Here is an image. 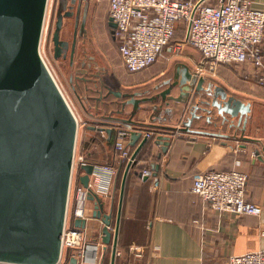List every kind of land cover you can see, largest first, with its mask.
I'll list each match as a JSON object with an SVG mask.
<instances>
[{
    "label": "crops",
    "instance_id": "1",
    "mask_svg": "<svg viewBox=\"0 0 264 264\" xmlns=\"http://www.w3.org/2000/svg\"><path fill=\"white\" fill-rule=\"evenodd\" d=\"M208 1L218 2L219 0ZM250 1L253 7L264 10V0ZM109 18L108 14L107 21ZM110 29V34L114 37L111 26ZM261 49L264 55V40ZM171 55V52L165 51L150 67L136 72L128 70L124 65H120L122 69H119V66L115 64L118 71L112 70L108 75L111 82L104 81V84L123 93L142 92L140 95L142 97L168 88L166 81L173 77L178 63H183L180 80L188 67L197 69L203 64V54L190 44L178 48L172 58ZM85 67L81 64L82 69H86ZM80 73L79 81L84 85L81 95L84 99L90 98L88 102L91 111L85 128L78 132L76 153L83 154L91 162L112 164L118 169L111 192L103 197L106 203L105 210L113 214L112 230L115 227L120 193L119 176L123 175L126 166L123 165L124 161L119 157L115 144L123 139L132 151L142 139L140 138L135 145H132L133 140L130 134L121 137L118 126L141 129L143 135L146 132L154 133L138 152L140 161L136 170L140 174L141 169L153 164V167L156 166L159 171L152 178H143L132 170L125 189L115 264H228L230 255L264 246V236L261 235V229L264 228V213L260 216L218 213L210 207L208 202L192 191L196 172L238 169L248 174L246 199L264 206V85L259 83L252 64L221 63L215 73L205 71L202 74L207 79L205 85L213 81L237 98L251 104L244 132L241 126L231 130L228 126L219 128L204 119L194 122L192 126L223 135L172 132L155 127L157 125L181 126L182 121L189 115L186 113L190 105L194 103L193 97L181 102L171 100L169 106L164 105L160 108V115L163 117L169 115V112H165L166 109L172 108L170 121L154 118L152 110L141 109L136 115L131 116V104L125 107L123 114H118L115 110L120 107L119 102L126 97L111 96L112 100L119 101L118 104L102 105L99 100L101 82L98 81L95 87L90 85L91 88H89L86 85L91 84L88 80L92 77H89L88 73L82 71ZM160 82L162 86L158 90L145 93ZM106 92L107 89L104 88V93ZM179 93L180 88L176 87L167 94V98L177 97ZM107 114L132 117L133 120L140 122V125L135 126L104 118L103 115ZM101 121H104V124ZM113 123L119 125L114 126ZM111 125L114 126L111 138L107 131L98 128ZM160 133L171 134V143L167 151L163 150L162 145L155 143V137ZM237 143L245 149L232 151V145ZM255 150L263 151V155H253ZM160 154L161 157L158 158ZM83 172L78 168V181H80L79 175ZM155 177L159 178L156 187L153 184ZM95 204L94 200L88 199L86 202L89 216L86 227L83 228L84 233L87 241L98 245L101 258L95 264L107 262L110 264L112 244L105 247L102 242L104 224L100 218L92 215ZM71 219L70 223L74 225L73 216ZM132 242L145 244L148 247L143 258L136 259L132 256L129 251ZM155 246L157 249L153 250ZM72 256V251H69L67 256L69 261ZM128 259L132 262L125 263Z\"/></svg>",
    "mask_w": 264,
    "mask_h": 264
},
{
    "label": "water",
    "instance_id": "2",
    "mask_svg": "<svg viewBox=\"0 0 264 264\" xmlns=\"http://www.w3.org/2000/svg\"><path fill=\"white\" fill-rule=\"evenodd\" d=\"M64 2V6L57 8L52 34L56 57L61 52L67 56L69 47V41L61 37L64 18L71 14L69 11L63 12L67 0ZM81 2L82 0H78L76 25ZM47 5L48 0H0V263L4 264H57L62 254L61 236L67 213L79 125L75 113L40 52ZM89 6L90 0H84L82 31L85 29ZM108 25L113 28L114 33L116 23L111 17ZM82 31L80 35L84 36L86 32ZM77 36L75 31L70 54L71 63L75 57ZM182 67L183 63L175 66L173 77L166 81L168 88L153 94L152 92L162 86L161 82L157 83L145 91V93L150 91L151 95L142 97L140 96L142 92L116 91L105 85L102 80L99 100L102 105L109 106L119 102L112 100L111 96L126 97L119 102L120 107L115 110L118 114H123L125 107L131 104V116L136 115L141 109L152 110L154 118L170 121L172 108L164 110L169 112V115L164 117L160 115V108L164 105L169 106L171 100L181 102L193 97L194 103L190 105L186 113L189 115L182 121L181 126L155 127L172 132L223 135L192 127L194 122L204 119L219 128L228 126L231 130L241 126L244 132L251 104L237 98L213 81L205 85L206 77L191 73L190 67L184 74L189 82L181 86ZM81 71L88 73L87 69ZM103 71L101 67L97 73H92L90 79L96 80L101 77ZM176 87L180 88L179 96L167 98V94ZM190 87H193L192 93H189ZM104 88L107 89L106 93ZM103 117L135 126L140 125V122L133 120L132 117L113 114ZM113 125L98 128L107 131L111 138ZM118 128L120 131L126 129L120 126ZM128 134L133 140L132 145L142 138L132 155V158H136L149 139L138 128L128 130ZM155 143L162 145L163 150L167 151L171 143V134H157ZM134 162L126 163L122 175L113 230V214L105 210L104 198L91 190L88 194V199L96 202L93 217L100 218L104 224L102 242L105 247L112 244L110 264H115L116 260L126 181ZM93 169V163L80 166V170L84 171L79 176L83 186L88 187ZM86 222V218L78 217L73 223L74 226L85 228ZM91 249L95 253L96 247L93 246ZM70 261L75 264L76 257L72 256Z\"/></svg>",
    "mask_w": 264,
    "mask_h": 264
},
{
    "label": "built area",
    "instance_id": "3",
    "mask_svg": "<svg viewBox=\"0 0 264 264\" xmlns=\"http://www.w3.org/2000/svg\"><path fill=\"white\" fill-rule=\"evenodd\" d=\"M207 1L108 0V14L116 23L114 38L123 65L132 72L141 71L156 62L163 52L169 51L176 54L178 48L190 44L204 57L203 64L197 69L189 68V71L196 76L204 74L205 71L215 73L221 63H250L253 65L254 74L259 83L264 85V55L261 49L264 40V10L253 7L250 0H219L217 4ZM181 20L186 22L184 38L173 41L175 29ZM41 55L47 64L42 52ZM188 82L185 75L180 80L181 86L187 85ZM192 92L193 87H190L189 93ZM75 116L80 125L76 114ZM130 129L121 131V137L126 136ZM153 134V132H146L144 136L150 139ZM103 136H105L104 133ZM115 149L122 161L127 163L136 160L132 158L134 150L131 151L123 139L116 142ZM240 149L245 147L239 143L231 147L234 152ZM263 151L255 150L253 155L262 156ZM86 163L94 164L88 187L77 180L78 168L80 169V166ZM117 174L118 169L114 165L91 162L83 154H77L75 144L67 213L61 236L62 254L57 264H73L64 256L68 248L76 257L75 264L99 262L101 256L98 245L86 240L82 227L71 225V217L87 219L89 214L86 202L89 191L106 197L111 192ZM140 174L145 178L152 175V171L149 168H143ZM158 182L159 178L155 177L154 187L158 185ZM247 182L248 174L238 169L206 170L194 175L192 191L208 202L210 207L218 213L260 216L264 213V206L246 199ZM261 235L264 236V228L261 229ZM93 246L96 247L95 253L91 249ZM156 249L157 246L153 248V250ZM147 250L148 247L145 244L138 242H132L129 246L130 253L136 259L143 258ZM228 264H264V246L232 254Z\"/></svg>",
    "mask_w": 264,
    "mask_h": 264
},
{
    "label": "rangeland",
    "instance_id": "4",
    "mask_svg": "<svg viewBox=\"0 0 264 264\" xmlns=\"http://www.w3.org/2000/svg\"><path fill=\"white\" fill-rule=\"evenodd\" d=\"M57 3L58 0H49L47 5L40 47L48 67L78 117L80 131L85 128V123L89 121L88 115L91 111L89 107L90 103L88 102L90 98L84 99L81 95L83 92L82 89L84 88V85L79 81L81 79V64L85 63V68L88 70L87 75L89 77H92V73H97L101 67L104 70V74L99 77L98 80H88L91 84L86 86L91 88L90 85L95 87L98 81L100 83V81L104 80L105 83H110V76L108 75L111 74L112 70H114V72L115 70L118 71V66L119 69H122L121 66L123 63L118 53L117 42L114 37L111 36L108 26V0H90L87 24L84 31L81 30L82 32H86V34H84V36L80 35L81 37H79L73 63H71L69 53L67 56H64V53L61 52L59 56L56 57L52 34L56 22ZM61 4H64V0H60V5ZM73 27L74 17H66L61 31V37L63 39L72 40L74 32ZM173 55L174 54L171 55V58ZM91 56H93L92 59ZM115 64L117 67H115Z\"/></svg>",
    "mask_w": 264,
    "mask_h": 264
},
{
    "label": "trees",
    "instance_id": "5",
    "mask_svg": "<svg viewBox=\"0 0 264 264\" xmlns=\"http://www.w3.org/2000/svg\"><path fill=\"white\" fill-rule=\"evenodd\" d=\"M208 3H211V4H217L218 2H210V1H207ZM109 26V25H108ZM109 29H110V26H109ZM185 29H186V22L184 21V20H181L180 22H179V24H178V26L176 27V29H175V34H174V37H173V41H180V40H182L183 38H184V35H185ZM111 30V29H110ZM161 157V154H160V156H158V158H160ZM139 161H140V157H139V154L137 155V157H136V160H135V162L133 163V165H132V167H131V169H130V172H129V174H128V177H127V181H126V186H127V183H128V179H129V177L131 176V173H132V170L135 172V173H138V176H140V174H139V172L136 170L137 169V167L139 166ZM123 165H125L124 163H123ZM147 168H149L151 171H152V175H150V176H148V177H146V178H152L154 175H156L157 173H158V169H155V167H153V164L151 165V166H149V167H147ZM122 171H123V168H122ZM197 173V172H196ZM195 173V174H196ZM194 174V175H195ZM121 177L122 176H119V182L121 181ZM125 189H126V187H125ZM246 190H247V187H246ZM245 196H246V194H245ZM124 197H125V195H124ZM249 201V200H248ZM69 251H71L69 248L67 249V250H65V252H64V256H65V258H66V260H68V258H67V256H68V254H69ZM69 261V260H68ZM126 262L125 263H131L132 261L131 260H125ZM106 264H108V262L106 263ZM132 264H134V263H132Z\"/></svg>",
    "mask_w": 264,
    "mask_h": 264
},
{
    "label": "flooded vegetation",
    "instance_id": "6",
    "mask_svg": "<svg viewBox=\"0 0 264 264\" xmlns=\"http://www.w3.org/2000/svg\"><path fill=\"white\" fill-rule=\"evenodd\" d=\"M58 7L59 6H64L65 5V2L64 4L60 5V0H58V3H57ZM77 6H78V0H67V4H66V7L65 9L63 10L64 11H69L71 14L70 16H65L66 17H74V32L77 31V43H76V51H77V45H78V41H79V37L80 36V31H81V22H82V16H83V12H84V0H82L81 2V5H80V11H79V18H78V22H77V25H76V10H77ZM88 13H89V9H88ZM64 18V19H65ZM87 19H88V14H87ZM86 24H87V20H86ZM86 24H85V27H86ZM74 32H73V35H72V40H68L69 41V47L67 49V54L69 53V55L71 54V48H72V42H73V37H74ZM76 51H75V54H76Z\"/></svg>",
    "mask_w": 264,
    "mask_h": 264
}]
</instances>
